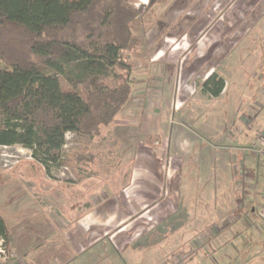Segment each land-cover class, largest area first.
<instances>
[{"label": "rangeland", "instance_id": "rangeland-1", "mask_svg": "<svg viewBox=\"0 0 264 264\" xmlns=\"http://www.w3.org/2000/svg\"><path fill=\"white\" fill-rule=\"evenodd\" d=\"M129 3L138 14L120 58L131 89L112 121L90 135L67 132L48 172L29 149L0 146V212L20 210L23 233L43 246L25 262L262 264L264 233L244 247L231 232L264 222V155L255 151L264 134V0ZM212 71L226 83L218 97L201 90ZM66 213L69 238L55 225H66ZM76 216L90 226L86 236ZM11 253L0 238V264Z\"/></svg>", "mask_w": 264, "mask_h": 264}, {"label": "trees", "instance_id": "trees-1", "mask_svg": "<svg viewBox=\"0 0 264 264\" xmlns=\"http://www.w3.org/2000/svg\"><path fill=\"white\" fill-rule=\"evenodd\" d=\"M134 0H0V146L21 145L46 172L61 159L67 132L108 125L130 94ZM124 70V75L117 72ZM226 87L212 71L201 90ZM0 238L9 229L0 216Z\"/></svg>", "mask_w": 264, "mask_h": 264}, {"label": "crops", "instance_id": "crops-1", "mask_svg": "<svg viewBox=\"0 0 264 264\" xmlns=\"http://www.w3.org/2000/svg\"><path fill=\"white\" fill-rule=\"evenodd\" d=\"M43 181L46 182L48 180L45 178ZM33 212H35V211H33ZM19 213H20V210H16V211L4 210L3 212H0V216L3 217L7 227L9 229L8 244H9V248H11V252H12L11 254H13V255H10V258H9V261L7 264H27L25 262L26 261L25 258H27L30 255V253L37 252L41 247H43V246H41L42 243L38 244V242L33 241L34 238L31 235L26 237L27 234L23 233L25 229L20 227L21 224L19 223V219H18ZM68 214L71 217L70 213L65 214V218L67 219V223L64 227H63V225H60L59 222H55V225L57 227V230H59V231L65 230L66 232H68V238H69V234H70V232H72V229H71V220H70V217L68 216ZM192 215L195 217H204V216H210L211 214L208 213L206 210L203 211L202 213H196L195 209H192ZM79 217H81V216L75 217V219H76V221H74L75 228H77V230H79V232H83V234L86 236L89 229H90V226H88L86 228V227H83L81 224H79L80 223L79 219H78ZM56 223H58L59 225H57ZM51 228H53L51 226V224H48L45 228L46 234L50 237L52 236L51 235L52 234ZM102 228L103 227H100V229H102ZM209 229H212V228L210 227ZM217 229H218V232L220 233V231H221L220 227H218ZM236 230L238 231L237 233H235ZM246 230H250L254 234V236L251 235L250 241H248L247 243H243V236L241 234H245ZM54 232H55L54 234H56L57 231H54ZM231 233H232V236H235V238L233 240L234 241L237 240V243L239 242L241 245H243L245 247L247 244H250L253 241H258L257 237L264 233V222L261 226H256L253 223H251L250 221H248V222H245V224H243V225L234 226ZM214 240H215V238L213 236H211L209 244L211 245L212 242L214 243ZM260 243H262V242H260ZM75 244L78 247L83 248L86 243L82 244V243H80V241H78V242H75ZM85 247H86V245H85ZM244 247H242V248H244ZM210 249H211V247H210ZM259 259H260V262H262V264H264V250L261 253V256L259 257Z\"/></svg>", "mask_w": 264, "mask_h": 264}, {"label": "built area", "instance_id": "built-area-1", "mask_svg": "<svg viewBox=\"0 0 264 264\" xmlns=\"http://www.w3.org/2000/svg\"><path fill=\"white\" fill-rule=\"evenodd\" d=\"M255 151L259 155H264V134L260 136L259 143ZM261 216L264 217V208L261 210Z\"/></svg>", "mask_w": 264, "mask_h": 264}]
</instances>
